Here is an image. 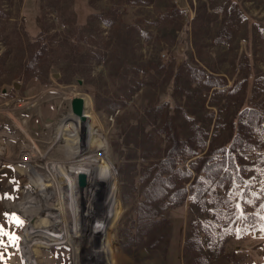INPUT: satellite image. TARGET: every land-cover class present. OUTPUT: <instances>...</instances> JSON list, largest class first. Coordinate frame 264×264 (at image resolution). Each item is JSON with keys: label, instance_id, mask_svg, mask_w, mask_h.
Listing matches in <instances>:
<instances>
[{"label": "rangeland", "instance_id": "1", "mask_svg": "<svg viewBox=\"0 0 264 264\" xmlns=\"http://www.w3.org/2000/svg\"><path fill=\"white\" fill-rule=\"evenodd\" d=\"M183 64L234 89L188 86L181 73L175 81ZM75 98L84 102L80 119L71 112ZM248 102L264 110V0H0V264H194L183 252L192 223L204 264H231L229 253L236 264H264L262 232L227 236L222 254L208 244L197 221L214 219L210 198L163 213L155 203L125 222L118 197L120 182L139 191L140 170L158 153L134 145L157 132L149 109L164 105L182 137L201 127L207 147L226 138V119ZM83 128L104 148L70 140ZM253 156L246 151L241 162L251 165ZM66 157L83 161L89 184L81 203L73 201L79 220L64 216L61 232L56 222L47 228L58 218L53 197L69 198ZM175 162L183 170L189 160ZM159 217L166 223L153 231ZM118 227L146 236L125 249Z\"/></svg>", "mask_w": 264, "mask_h": 264}, {"label": "trees", "instance_id": "2", "mask_svg": "<svg viewBox=\"0 0 264 264\" xmlns=\"http://www.w3.org/2000/svg\"><path fill=\"white\" fill-rule=\"evenodd\" d=\"M178 71L173 76L174 80L177 81L181 73V76H186L188 86L203 85L207 89L217 88L228 93L234 89V86L226 87L223 79L207 74L201 68L192 69L183 64L177 68ZM149 115L152 122L155 116L159 119L157 132L155 129L149 130L141 139L134 138V145L141 149L142 154L151 148L158 153L141 168L139 191L134 189V185L126 188L120 182L118 197L123 209V221L134 220L132 213H136L137 219H142L155 203L156 210L163 213L169 205L180 207L186 202L203 207L210 198V214L214 219H199L197 227L211 247L217 246V254L224 253L223 242L227 236L239 239L258 232L264 234L263 108L256 102H248L237 109L231 118L226 119V138L207 147L205 138L196 133L201 127L180 136L172 113L164 111V105L149 109ZM163 140L166 144L160 150L158 145ZM246 151L254 153L252 164L247 166L240 159V155ZM180 157L189 160L188 167L183 170L176 168L175 160ZM135 191H138L136 197ZM125 214L126 218L123 217ZM162 222L166 223L161 217L154 220L151 223L153 231ZM133 230L135 233H132ZM138 233L137 228L124 230L118 227L120 245L126 249L135 236H146L145 233ZM198 236V230L196 232V226L192 223L189 234L183 240V252L192 254L194 264H204L206 259ZM156 237L157 232L151 237L153 247ZM226 258L231 264H236L231 259L232 254H227Z\"/></svg>", "mask_w": 264, "mask_h": 264}, {"label": "bare ground", "instance_id": "3", "mask_svg": "<svg viewBox=\"0 0 264 264\" xmlns=\"http://www.w3.org/2000/svg\"><path fill=\"white\" fill-rule=\"evenodd\" d=\"M83 101V100H82ZM83 108H84V102H83ZM73 114V113H72ZM82 115H83V109H82V111H81V114L80 115H75V114H73V116L75 117V118H78V119H80L81 117H82ZM75 126H77V125H74V126H71V127H75ZM70 127V126H69ZM89 128H91V127H89ZM88 128V129H89ZM84 129V131H85V133L84 134H81V135H79V136H77V138L75 139V136H71V138H70V140H75V141H79V142H88V141H94V142H97L98 143V145H99V147L100 148H104V141L103 140H98L97 139V137H95L93 134H91L90 132H89V130H85V128H83ZM83 132V131H82ZM67 134V133H66ZM64 139H66L67 141H68V136L67 137H65ZM64 142V141H63ZM62 142V143H63ZM63 144H65V143H63ZM66 145V144H65ZM70 145H71V143H70ZM68 146V145H67ZM64 150V153H65V156L67 155V154H69V152H70V150H72V152H70L71 154H73L74 156H78L79 155V150L77 149V148H72V149H70L69 150V148H63ZM70 154V155H71ZM70 155H69V157H70ZM68 158L66 157V160H65V162L67 163L66 164V166H67V169L69 170V175L71 176V178L69 179V181L68 182H62V184L61 185H63V189H65V192H67L66 194H69V192H70V194H69V198L67 197V199L68 200H64L63 198H64V196H61V195H59L58 193H57V195H55V197H53V203L55 204V202L57 201V211H58V218H57V221L55 220V221H51V223L49 224V226H48V228L47 229H49V230H51L52 229V226L51 225H55V222H56V224H59L60 225V231L62 232V230H64V228H62V222L64 221L63 220V218H64V216L66 217H68V216H70L72 219H76V221H78L79 220V212H73V210H72V206H73V201H79V203H81V199H82V189L83 188H79V186H78V177L81 175V173H82V171H83V167H84V164H83V161L81 160V161H78V160H76V162H74V161H72V162H70V160L68 159ZM86 174H88V173H86ZM69 176V177H70ZM86 180V179H85ZM68 183V184H67ZM88 182H87V180L85 181V187L86 186H88ZM84 187V188H85ZM66 194H65V196H66ZM39 203V202H38ZM76 203V202H75ZM78 203V202H77ZM51 209V211H53V208H50ZM34 210V209H33ZM39 212V211H38ZM64 213V214H63ZM70 213V214H69ZM50 214V213H49ZM67 217L65 218V220L67 219ZM54 218V217H53ZM61 219V220H60ZM61 228H62V230H61ZM79 230H81L80 229V227H79ZM43 235V234H42ZM48 236H49V234H48ZM47 237V236H46ZM41 239V238H40ZM31 243V242H30ZM36 243V242H35ZM47 244V243H46ZM49 245V244H48ZM46 246V245H45ZM44 249H47L46 247L44 248ZM33 253H36V252H33ZM31 255V254H30ZM35 255L36 254H33V256H34V258H35ZM64 256H66V254L64 255ZM59 264L61 263V264H68V262L66 261L65 263H64V261H62V259L61 258H59ZM70 263L69 264H72L71 262L72 261H69ZM25 264V263H24Z\"/></svg>", "mask_w": 264, "mask_h": 264}, {"label": "water", "instance_id": "4", "mask_svg": "<svg viewBox=\"0 0 264 264\" xmlns=\"http://www.w3.org/2000/svg\"><path fill=\"white\" fill-rule=\"evenodd\" d=\"M15 88H17V85H15ZM82 99L81 98H75L71 101V112L75 115H80L82 111ZM85 177L84 175H80L78 177V185L80 188L85 187Z\"/></svg>", "mask_w": 264, "mask_h": 264}]
</instances>
